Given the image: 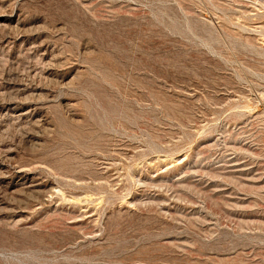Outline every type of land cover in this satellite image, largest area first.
Masks as SVG:
<instances>
[{
  "label": "rangeland",
  "instance_id": "1",
  "mask_svg": "<svg viewBox=\"0 0 264 264\" xmlns=\"http://www.w3.org/2000/svg\"><path fill=\"white\" fill-rule=\"evenodd\" d=\"M0 264H264V0H0Z\"/></svg>",
  "mask_w": 264,
  "mask_h": 264
}]
</instances>
